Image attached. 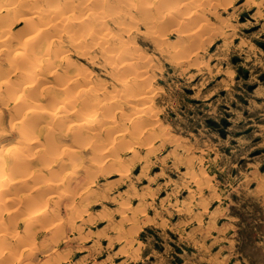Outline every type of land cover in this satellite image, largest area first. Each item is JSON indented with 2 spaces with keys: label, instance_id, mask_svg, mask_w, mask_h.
I'll return each instance as SVG.
<instances>
[{
  "label": "rangeland",
  "instance_id": "374dc122",
  "mask_svg": "<svg viewBox=\"0 0 264 264\" xmlns=\"http://www.w3.org/2000/svg\"><path fill=\"white\" fill-rule=\"evenodd\" d=\"M8 1L0 0L4 25L5 17L12 14L6 5L13 0ZM223 1L203 4L207 21L201 20L202 40L196 42L197 48V44L191 46L195 39L180 38L174 27L160 46L141 24L128 31L112 25L134 52L139 50L135 56L142 55L137 59L144 63L139 62V70L146 74L145 93L149 94H144V108L152 109V116L139 118V108L128 106L130 95L120 96L115 122L121 120L119 124L126 127L128 142L123 144V139L121 144L117 139L106 144L109 151L101 161L94 144L80 147L76 170L88 181L71 193L76 209H72V222L61 228V239L51 241L52 228H42L37 244L40 247L48 239L49 247L32 256L20 247L16 255L8 249L0 252V264H26V260L40 264L58 253L60 264H264V0ZM195 21L193 27L201 23ZM9 24L8 32L18 39L29 36L18 15H11ZM4 25L0 24V35ZM2 46L0 78L10 70V54ZM91 48L93 58L75 51L70 56L110 91L115 83L112 65L100 47ZM1 112L8 123L10 113L0 101ZM3 137L1 149L11 140L9 135L4 138L8 140ZM61 142L71 144L72 140L64 137ZM110 153L121 155L130 165L111 168ZM68 167L59 172H73ZM22 194L18 192L17 197ZM63 206L65 216L69 208L66 211ZM1 212H6L2 217L7 220L8 210ZM10 254L14 259L6 261Z\"/></svg>",
  "mask_w": 264,
  "mask_h": 264
},
{
  "label": "bare ground",
  "instance_id": "6f19581e",
  "mask_svg": "<svg viewBox=\"0 0 264 264\" xmlns=\"http://www.w3.org/2000/svg\"><path fill=\"white\" fill-rule=\"evenodd\" d=\"M213 1L13 0L12 5H6L7 12H11L12 16L18 15L25 22L29 36L18 39L19 37L12 32H8L11 15L5 17V25L4 22L0 23L4 25L0 43L9 52L7 54H10L8 57L10 70L0 78V101L1 105H5L8 109L10 118L8 123H5L6 119L3 111L1 112L0 136L9 135L11 138L8 145L3 143V148H0V252H7L9 249L16 255V253L19 254L20 247L28 256H32L40 248L50 244L46 239V244H42L43 240L41 246H38L37 234L42 228H52V233L50 237L48 236L51 241L58 242L61 239H59L61 228L73 220L72 204L75 201L73 194L76 189H79L78 187L84 186L83 183L88 181H83L82 173L80 176V173L78 174L80 171L76 170L78 150L80 147L87 146L88 142L92 143L96 146L94 149L98 150L97 155H101V161V158H105L109 151V148L105 147L106 144H115L117 139L121 143L125 138L126 127H122L124 125L122 122L123 125L119 124L121 120L115 122L120 96L130 95L127 100L130 103L128 106L139 108L137 113L139 118L152 116V109L144 108V94H147L145 93L147 86H144L146 74L140 72L142 69L139 70V67L142 64L140 65L141 61H138L142 55L140 53L139 58L135 56L139 50L134 52L133 45L131 46L124 39V35L117 34L112 25L121 27L123 30L126 28L128 31L132 26L135 27V23L138 26L141 24L147 33L154 35L160 46L166 41L163 36L171 31L168 29L174 27L180 38L195 39L191 42L193 43L191 46H194L198 40L199 42L202 40L200 31L203 27L202 21L206 19V15L202 14L204 5ZM226 2L224 4H227ZM211 12L213 13V10ZM194 14L198 17L195 18L197 22L202 20L197 27H193ZM207 25L204 26L205 31ZM22 29L24 30L25 27ZM205 31H202L203 34ZM207 32L211 33V30L208 29ZM176 41L180 40L176 39ZM16 42L17 45L13 48ZM93 45L101 48L106 61L112 65L110 71L115 83L111 85L110 91L106 85L98 81L99 79H91L88 76L89 73L80 68L71 58L72 55L70 56L71 52L75 51L80 55L93 58L95 55L90 54ZM198 45L194 47L197 48ZM184 46L189 45L186 43ZM2 52L5 53L4 50ZM5 56H7L6 53ZM0 66L3 65L0 64ZM0 72L2 73V69ZM13 75L16 78H13ZM148 75H151L150 72ZM50 77L52 79H49ZM40 81H42V87H40L41 84L39 85ZM136 89L141 91L135 93ZM109 92L114 93L108 95ZM137 124L136 122L134 127L138 128L139 124ZM5 136L2 140L7 139H4ZM64 137L70 138L72 143H62L61 138ZM124 142L128 141L124 139L123 144ZM116 149L113 150L116 152ZM106 151L107 154H104ZM95 155L90 158L95 159V162L99 161V158L96 160ZM109 156L111 159L108 164L111 168L117 169V166L122 164L126 167L130 165V162H124L119 158L121 155L115 157V153H110ZM65 166L73 167V172L60 173L61 169L66 170ZM95 174H97L96 171ZM18 192L23 193L19 195V198ZM91 193L89 192V195ZM63 198H66V201L61 203L60 200ZM62 205L66 211L69 208L65 216H62ZM4 210H8L7 220L4 216L2 217V214L6 213L1 212ZM21 224L23 227L19 229ZM10 257L11 259L6 258V261L14 259L12 254ZM46 258L40 264L61 263L59 253L57 256L51 255ZM26 261V264H32L30 260Z\"/></svg>",
  "mask_w": 264,
  "mask_h": 264
}]
</instances>
